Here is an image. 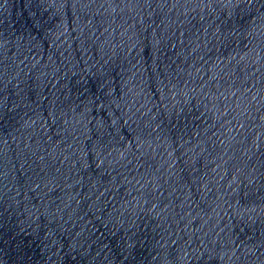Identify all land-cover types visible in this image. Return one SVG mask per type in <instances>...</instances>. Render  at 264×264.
Returning <instances> with one entry per match:
<instances>
[{
	"label": "water",
	"instance_id": "water-1",
	"mask_svg": "<svg viewBox=\"0 0 264 264\" xmlns=\"http://www.w3.org/2000/svg\"><path fill=\"white\" fill-rule=\"evenodd\" d=\"M0 264H264V0H0Z\"/></svg>",
	"mask_w": 264,
	"mask_h": 264
},
{
	"label": "snow or ice",
	"instance_id": "snow-or-ice-1",
	"mask_svg": "<svg viewBox=\"0 0 264 264\" xmlns=\"http://www.w3.org/2000/svg\"><path fill=\"white\" fill-rule=\"evenodd\" d=\"M228 2L231 3V0H228ZM247 2H248L249 4H251V3H252V0H247Z\"/></svg>",
	"mask_w": 264,
	"mask_h": 264
}]
</instances>
